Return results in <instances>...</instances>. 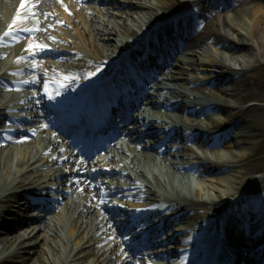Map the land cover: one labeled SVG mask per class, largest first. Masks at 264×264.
<instances>
[{
	"label": "bare ground",
	"instance_id": "6f19581e",
	"mask_svg": "<svg viewBox=\"0 0 264 264\" xmlns=\"http://www.w3.org/2000/svg\"><path fill=\"white\" fill-rule=\"evenodd\" d=\"M56 1H29L11 12V1L0 0V264H118L106 250L105 214L117 215L120 230L131 222L145 226L125 246L135 255L130 264H156L152 259L192 264L199 244L213 243L217 230H223L224 243L234 244L229 254L239 264H264V176H250L264 169V83L258 81L255 92L241 91L255 78L249 69L264 71V3L255 2L247 18L245 0L237 8L234 0H59L60 6ZM59 15L68 24L52 26L51 17ZM195 16L199 28L190 21ZM67 25L73 31L64 29ZM140 48L155 68L161 63L163 68L140 73L141 93L148 94H137L138 105L122 110L128 122L119 119L115 126L125 138L124 149L170 168L167 177L110 157L61 167L55 156L43 155L37 141L46 125L39 118L45 117L42 108L82 92L97 74L126 62ZM44 55L61 56L54 70L76 72L56 91L46 89L49 77L36 79L41 69L34 60ZM20 59L21 70L38 74L10 78ZM6 78L14 86L31 83L38 89L28 95L4 88ZM249 100L254 102L245 104ZM15 106L21 113L8 116ZM6 117L14 123L12 130H6ZM47 130L57 141L59 136ZM23 132L26 138L18 136ZM190 139L196 149L188 146ZM192 155L194 160L184 158ZM45 189L61 198L70 194L52 199L60 202L58 218L31 211L30 193ZM109 194L125 200L110 209ZM30 220L37 223L11 232ZM62 220L72 227L68 238L62 237Z\"/></svg>",
	"mask_w": 264,
	"mask_h": 264
},
{
	"label": "rangeland",
	"instance_id": "374dc122",
	"mask_svg": "<svg viewBox=\"0 0 264 264\" xmlns=\"http://www.w3.org/2000/svg\"><path fill=\"white\" fill-rule=\"evenodd\" d=\"M246 2V4H245V8H246V13H245V17H247V18H249V10H250V8L253 6V4H254V2H252V0H246L245 1ZM264 3V0H260V3ZM187 8V5L185 6V9ZM156 9V8H155ZM161 11H163V10H161ZM223 11H225V10H223ZM221 11H219L218 12V10H216V9H214V13H220ZM197 24V23H196ZM215 29V28H214ZM44 62L46 63V64H48V60H44ZM49 65L50 64H48V67H49ZM50 69V68H49ZM49 69H47V70H49ZM47 70H44L43 72H47ZM247 73L248 74H251V75H254V77L255 78H252L251 80H250V87L249 88H247V87H242L241 86V91L243 92V93H247L248 91H252V92H255L256 90H257V82L258 81H261V82H263L264 83V71H262V72H260V73H254V71L253 70H248L247 71ZM254 102V100H249V101H247V102H245V104H249V103H253ZM264 138V136H261V138H260V140L261 139H263ZM194 147V146H193ZM195 148V147H194ZM234 170H236L237 172H240L241 171V168H239V167H236V168H234ZM238 175H240L241 174V172L240 173H237ZM223 176H229L228 174H223ZM251 178L253 179V180H256V179H258L260 176H264V169H262V170H259V171H255V172H253V173H251ZM261 189L262 190H264V184L261 186ZM214 191H211V193H213ZM263 197H264V195H263ZM47 214H50V216H51V214H53V213H51V212H48ZM54 217L55 218H57V216L54 214ZM61 226L62 227H65L63 224H61ZM16 230V228H12V230H11V232H13V231H15ZM69 228L68 227H65V229H63L62 230V232H63V235H65V236H68V232H69ZM30 231V230H29ZM61 249H63V248H61ZM62 256H63V258L65 257V252H62V254H61Z\"/></svg>",
	"mask_w": 264,
	"mask_h": 264
},
{
	"label": "snow or ice",
	"instance_id": "6c2138e0",
	"mask_svg": "<svg viewBox=\"0 0 264 264\" xmlns=\"http://www.w3.org/2000/svg\"><path fill=\"white\" fill-rule=\"evenodd\" d=\"M24 6H25V4L22 2L20 7L23 8ZM13 23H15V19H14ZM11 27H12V25H9V29H11ZM25 30L27 31L28 29H25ZM7 34H8V33L6 32L5 35H7ZM36 47L39 48V47H41V46H40V45H36Z\"/></svg>",
	"mask_w": 264,
	"mask_h": 264
}]
</instances>
